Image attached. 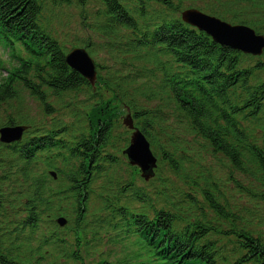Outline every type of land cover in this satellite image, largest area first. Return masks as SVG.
I'll use <instances>...</instances> for the list:
<instances>
[{
  "label": "trees",
  "instance_id": "trees-1",
  "mask_svg": "<svg viewBox=\"0 0 264 264\" xmlns=\"http://www.w3.org/2000/svg\"><path fill=\"white\" fill-rule=\"evenodd\" d=\"M185 1L0 0V42L20 51L0 76V127L28 126L21 141L0 143V264H264V236L243 221L252 210L232 203L219 176L264 203V51L216 44L180 20ZM200 1L264 34V0ZM61 6L79 10L69 46L96 60L95 88L66 65L48 26ZM116 58L128 67L115 69ZM20 89L47 115L50 98L82 92L91 104L36 124L9 112ZM119 104L158 149L157 191L118 157Z\"/></svg>",
  "mask_w": 264,
  "mask_h": 264
},
{
  "label": "rangeland",
  "instance_id": "rangeland-1",
  "mask_svg": "<svg viewBox=\"0 0 264 264\" xmlns=\"http://www.w3.org/2000/svg\"><path fill=\"white\" fill-rule=\"evenodd\" d=\"M186 6L189 4H192L193 6H201L200 0H186L184 2ZM89 6H93V1L89 4ZM47 16H49L50 23L48 24L52 35L58 38L60 42L66 48H69V44L73 42V34L76 33V30L78 29L79 25V10L75 6H61V7H53L50 12H47ZM103 58V54L99 55ZM126 60V59H125ZM126 62H129L126 60ZM13 60L7 57L6 52L0 47V76L4 74V68H7L9 65L13 64ZM128 67L127 65H121L119 63V59H115V69L116 68H122L125 69ZM124 89H127V92L130 97H134L136 99V90L133 86L127 87L124 86ZM19 98L16 100L10 102V110L9 112L13 114L18 113H24L27 114L26 116L30 119H32L36 124H43L41 120H44L47 118L46 114L42 113L41 106L38 101L35 99L29 97L28 93L24 90L20 89ZM84 96V93L77 92L73 95L67 94L63 95L62 97L56 98H50L49 101L54 106V118H57L59 120H66L67 118H72L73 114H75V118H78L80 115H84L85 110L88 111V107L91 103H87V109H85L86 102L82 100ZM82 100V101H81ZM158 103L157 99H152L150 101V104L155 105ZM86 111V112H87ZM115 113L118 119L126 118V110L124 107L119 104L116 106ZM86 116V115H85ZM115 125V123H114ZM122 124H118L117 130L122 131L123 129L120 127ZM261 136V133L258 132ZM174 134V133H172ZM159 136V135H157ZM162 137V136H161ZM165 138H159V141L164 142ZM156 148V147H155ZM121 161L126 162V158L122 155L118 156ZM214 165V163H213ZM128 169L123 168L121 171L123 172ZM164 170V169H162ZM225 173V171H224ZM223 173V175H224ZM222 175V173H221ZM223 185H225L228 190L227 196L231 197L232 203H234L236 206H245L249 207L252 211H250L248 214L243 215L244 222H246V226H252L253 230L258 231L264 236V203L261 201L253 200L252 198L246 196L243 193H240L235 187L231 186L232 182H228L227 180L223 179ZM150 184H153V188H151V192L157 191L162 185L159 181L152 180L149 181ZM175 184L174 186H176ZM232 189H235L232 190ZM166 193V191H164ZM257 208V209H255ZM132 238V237H131ZM116 248H123L122 254L125 252L130 251L132 248L128 245H121L118 244L115 246ZM115 247L113 251L115 252ZM116 253H121L120 250H117Z\"/></svg>",
  "mask_w": 264,
  "mask_h": 264
},
{
  "label": "water",
  "instance_id": "water-1",
  "mask_svg": "<svg viewBox=\"0 0 264 264\" xmlns=\"http://www.w3.org/2000/svg\"><path fill=\"white\" fill-rule=\"evenodd\" d=\"M182 20L199 30L204 31L213 41L219 44L240 50L244 53L260 54L264 48V37L256 35L253 30L238 25H230L217 18L200 13L195 9L184 10L181 13ZM65 62L73 69L79 71L93 83L95 79V69L91 58L82 48L72 49L66 56ZM130 127L131 124H129ZM23 128L3 127L0 129V141L9 143L18 140ZM129 162L140 167L142 176L147 179L153 174L156 159L149 149V144L144 136L136 130L131 138V144L124 151ZM60 225L64 224L63 219H58Z\"/></svg>",
  "mask_w": 264,
  "mask_h": 264
}]
</instances>
